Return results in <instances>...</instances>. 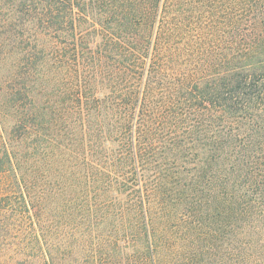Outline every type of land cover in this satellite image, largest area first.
I'll return each instance as SVG.
<instances>
[{
    "label": "trees",
    "instance_id": "16d2710c",
    "mask_svg": "<svg viewBox=\"0 0 264 264\" xmlns=\"http://www.w3.org/2000/svg\"><path fill=\"white\" fill-rule=\"evenodd\" d=\"M0 264H264V0H0Z\"/></svg>",
    "mask_w": 264,
    "mask_h": 264
}]
</instances>
